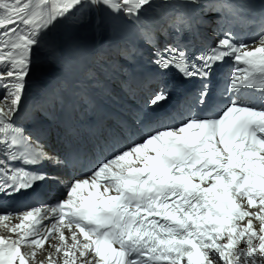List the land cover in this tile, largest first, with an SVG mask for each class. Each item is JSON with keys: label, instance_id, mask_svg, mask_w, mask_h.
Segmentation results:
<instances>
[{"label": "snow or ice", "instance_id": "snow-or-ice-1", "mask_svg": "<svg viewBox=\"0 0 264 264\" xmlns=\"http://www.w3.org/2000/svg\"><path fill=\"white\" fill-rule=\"evenodd\" d=\"M153 3L58 0L37 22L24 0H0V200L17 199L40 182L60 184L61 175L37 166L49 162L66 168L73 162L37 143L39 138L34 139L20 123L21 119L47 121L45 112L60 99L53 92L46 105L30 111L25 107L33 56L47 36L85 10H108L135 24ZM179 6L201 11L206 7L197 0ZM258 7L264 13V0ZM217 15L229 18V23L240 20L238 8L227 4ZM168 27L173 38L164 43L158 39L149 48L156 72L165 75L176 69L185 80L203 81L195 104L207 113L214 103L212 77L217 66L231 61L223 108L214 116L189 115L177 124L161 126L154 117L170 95L165 83L136 116L143 126L138 138L114 144L110 155L85 177H70L63 198L54 204L24 211L22 219L34 214L37 218L31 231L16 239L0 236V264H27L21 244L43 248L50 238V248L57 253L65 249L63 264H75L77 254L85 257L82 264H182L185 258L187 264H264V30L248 40L223 31L197 54L190 50V41L184 42L190 23L177 17ZM136 51L131 49L126 58ZM68 58L77 59L76 51ZM92 80L108 92L106 83L95 76ZM248 90L255 92L258 102L244 98ZM87 187L94 191L85 196ZM257 203L258 212L248 210ZM12 216V212L0 213V221ZM257 218L259 234L253 230ZM19 227L12 226V232ZM245 236V246L236 248ZM225 238L227 242L221 243ZM253 239H258V247Z\"/></svg>", "mask_w": 264, "mask_h": 264}, {"label": "bare ground", "instance_id": "bare-ground-1", "mask_svg": "<svg viewBox=\"0 0 264 264\" xmlns=\"http://www.w3.org/2000/svg\"><path fill=\"white\" fill-rule=\"evenodd\" d=\"M156 1V0H154ZM86 11V18L90 21H98L102 18V16H104V13L101 11V10H85ZM250 207V211L251 212H258L260 210V207L258 206V203H257V206L256 207ZM249 219V218H248ZM247 222V219H245L244 221L241 222V225H245ZM18 221L15 220V219H12V220H9L7 221V224H8V228H12V226L14 225H18ZM261 225H260V222H259V219H253V230L257 231V233L259 234V229H260ZM245 239H247V236L241 238L238 240L237 244H236V248H241V247H244L245 244H244V241ZM252 243L254 245H256L258 247V244H259V241L258 239H253ZM257 259L260 258V254L257 252ZM39 257L41 258H48L50 259L49 262H47L48 264H53L54 260H57V258L55 257L54 254L48 252V251H41L38 255ZM85 257H80L79 254H77V258H76V262L75 264H82V260H84ZM55 264H58V263H55ZM232 264H236L235 261L232 262Z\"/></svg>", "mask_w": 264, "mask_h": 264}]
</instances>
